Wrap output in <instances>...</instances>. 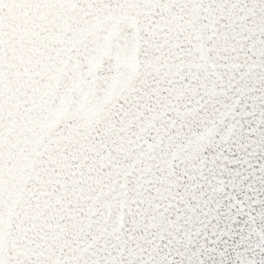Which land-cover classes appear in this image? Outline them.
<instances>
[{"label": "snow or ice", "instance_id": "snow-or-ice-1", "mask_svg": "<svg viewBox=\"0 0 264 264\" xmlns=\"http://www.w3.org/2000/svg\"><path fill=\"white\" fill-rule=\"evenodd\" d=\"M0 264H264V0H0Z\"/></svg>", "mask_w": 264, "mask_h": 264}]
</instances>
